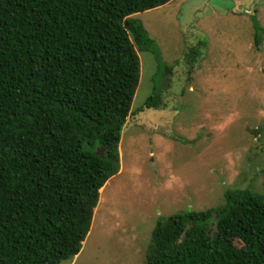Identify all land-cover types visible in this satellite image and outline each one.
Wrapping results in <instances>:
<instances>
[{
	"label": "trees",
	"instance_id": "obj_1",
	"mask_svg": "<svg viewBox=\"0 0 264 264\" xmlns=\"http://www.w3.org/2000/svg\"><path fill=\"white\" fill-rule=\"evenodd\" d=\"M170 1L0 0V264L80 252L120 169L140 78L134 44L163 70L133 15ZM153 84L145 107L159 104ZM145 264H264V195L227 189L221 206L161 217Z\"/></svg>",
	"mask_w": 264,
	"mask_h": 264
},
{
	"label": "rangeland",
	"instance_id": "obj_2",
	"mask_svg": "<svg viewBox=\"0 0 264 264\" xmlns=\"http://www.w3.org/2000/svg\"><path fill=\"white\" fill-rule=\"evenodd\" d=\"M163 70L134 44L139 83L80 252L60 264H145L156 222L264 195V0H172L133 15ZM159 104L145 107L153 82ZM240 246L239 241H235Z\"/></svg>",
	"mask_w": 264,
	"mask_h": 264
},
{
	"label": "crops",
	"instance_id": "obj_3",
	"mask_svg": "<svg viewBox=\"0 0 264 264\" xmlns=\"http://www.w3.org/2000/svg\"><path fill=\"white\" fill-rule=\"evenodd\" d=\"M262 28V27H261Z\"/></svg>",
	"mask_w": 264,
	"mask_h": 264
}]
</instances>
